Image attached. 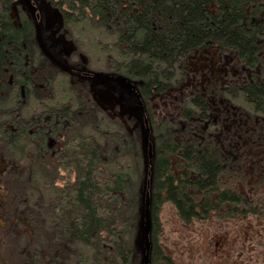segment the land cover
<instances>
[{
  "label": "trees",
  "instance_id": "trees-1",
  "mask_svg": "<svg viewBox=\"0 0 264 264\" xmlns=\"http://www.w3.org/2000/svg\"><path fill=\"white\" fill-rule=\"evenodd\" d=\"M50 1L107 68L143 83L156 159L145 173L138 138L91 109L54 167L8 152L21 168L0 174V264H139L145 192L152 264H174L158 240L163 205L185 225L264 221V0ZM12 2L0 0L2 22ZM210 115L219 125L205 131Z\"/></svg>",
  "mask_w": 264,
  "mask_h": 264
},
{
  "label": "flooded vegetation",
  "instance_id": "flooded-vegetation-1",
  "mask_svg": "<svg viewBox=\"0 0 264 264\" xmlns=\"http://www.w3.org/2000/svg\"><path fill=\"white\" fill-rule=\"evenodd\" d=\"M49 10L60 12V30ZM70 15L68 8L50 0H13L7 19L0 18L1 175L21 168L8 152L26 155L31 168L37 164L38 153H45L51 160L48 167H54L68 149L67 136L78 126L76 117L82 124L90 109L92 117L103 113L119 122L127 136L137 137L140 144L148 120L154 144L151 163L156 159L143 83L119 75L113 63L105 70L97 66L70 24ZM4 23L23 36L9 37Z\"/></svg>",
  "mask_w": 264,
  "mask_h": 264
},
{
  "label": "rangeland",
  "instance_id": "rangeland-1",
  "mask_svg": "<svg viewBox=\"0 0 264 264\" xmlns=\"http://www.w3.org/2000/svg\"><path fill=\"white\" fill-rule=\"evenodd\" d=\"M85 37L89 46L80 39L84 49L94 56L97 66L102 70L107 69L104 65L107 64V53H101L90 46L92 39L90 36ZM151 103L154 104V101L151 100ZM206 124L208 127L211 124L219 125L213 115L205 120L204 126ZM208 127L204 130L207 131ZM215 130L218 131V127ZM141 144L143 145V140ZM159 215L162 233L160 232L158 240L174 264H264V221L261 219L249 217L234 222L215 217L218 219L196 220L185 225L176 218L174 208L168 204L161 207ZM244 231L248 233L244 234ZM248 238L253 241H247ZM138 259L139 264H144L141 251Z\"/></svg>",
  "mask_w": 264,
  "mask_h": 264
},
{
  "label": "water",
  "instance_id": "water-1",
  "mask_svg": "<svg viewBox=\"0 0 264 264\" xmlns=\"http://www.w3.org/2000/svg\"><path fill=\"white\" fill-rule=\"evenodd\" d=\"M49 14L51 19L54 20V22L59 24V30L62 28V16L59 11L54 10V12H50ZM124 80V79H123ZM123 82V81H121ZM134 110L128 109L126 112L128 114H133ZM125 113V112H122ZM146 124L144 125L145 131L144 135L142 137L143 140V145H142V150L144 153V156L147 158H144V165H145V170L150 168L151 165V160L154 155V144L151 140L150 137V127L148 126V120L145 122ZM141 244H140V249H141V255H142V260L144 264H150L151 262V252H152V245H151V233H152V214H151V198H150V193L145 192L143 196V210H142V218H141Z\"/></svg>",
  "mask_w": 264,
  "mask_h": 264
}]
</instances>
